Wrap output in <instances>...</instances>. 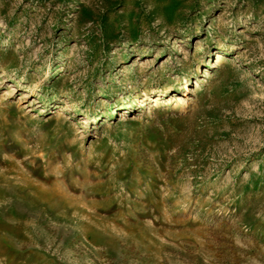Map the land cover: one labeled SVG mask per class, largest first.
<instances>
[{
    "label": "rangeland",
    "instance_id": "rangeland-1",
    "mask_svg": "<svg viewBox=\"0 0 264 264\" xmlns=\"http://www.w3.org/2000/svg\"><path fill=\"white\" fill-rule=\"evenodd\" d=\"M0 264H264V0H0Z\"/></svg>",
    "mask_w": 264,
    "mask_h": 264
}]
</instances>
